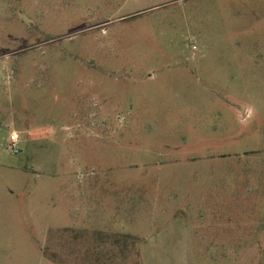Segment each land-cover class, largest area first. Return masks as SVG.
Segmentation results:
<instances>
[{"label":"rangeland","instance_id":"374dc122","mask_svg":"<svg viewBox=\"0 0 264 264\" xmlns=\"http://www.w3.org/2000/svg\"><path fill=\"white\" fill-rule=\"evenodd\" d=\"M0 264H264V0H0Z\"/></svg>","mask_w":264,"mask_h":264},{"label":"built area","instance_id":"2783aa9c","mask_svg":"<svg viewBox=\"0 0 264 264\" xmlns=\"http://www.w3.org/2000/svg\"><path fill=\"white\" fill-rule=\"evenodd\" d=\"M8 150L13 153L17 154L18 153V148H17V136L15 133H11L8 139V144H7Z\"/></svg>","mask_w":264,"mask_h":264}]
</instances>
